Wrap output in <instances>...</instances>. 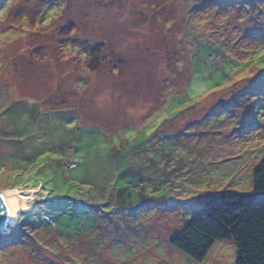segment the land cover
Listing matches in <instances>:
<instances>
[{"label": "rangeland", "instance_id": "374dc122", "mask_svg": "<svg viewBox=\"0 0 264 264\" xmlns=\"http://www.w3.org/2000/svg\"><path fill=\"white\" fill-rule=\"evenodd\" d=\"M263 159L264 0H0V264H235L169 242Z\"/></svg>", "mask_w": 264, "mask_h": 264}, {"label": "trees", "instance_id": "16d2710c", "mask_svg": "<svg viewBox=\"0 0 264 264\" xmlns=\"http://www.w3.org/2000/svg\"><path fill=\"white\" fill-rule=\"evenodd\" d=\"M221 57L220 62L212 63L214 68L223 66ZM65 168L70 170L66 164ZM252 179V195L231 193L209 198L169 245L192 261L202 262L216 240L232 241L237 252L235 264H264V159L254 169ZM27 217L45 232L57 231L50 218L51 225L33 220L32 215L20 221ZM4 242L10 241L6 238Z\"/></svg>", "mask_w": 264, "mask_h": 264}, {"label": "water", "instance_id": "95a60500", "mask_svg": "<svg viewBox=\"0 0 264 264\" xmlns=\"http://www.w3.org/2000/svg\"><path fill=\"white\" fill-rule=\"evenodd\" d=\"M8 226H15V209L9 191L0 192V233Z\"/></svg>", "mask_w": 264, "mask_h": 264}, {"label": "bare ground", "instance_id": "6f19581e", "mask_svg": "<svg viewBox=\"0 0 264 264\" xmlns=\"http://www.w3.org/2000/svg\"><path fill=\"white\" fill-rule=\"evenodd\" d=\"M9 192L13 199V204L15 209V224H16L18 216L21 213H28L33 211V207L28 205L32 201V198L25 196V194L21 190L14 189V190H10ZM9 227L11 226H8L7 229L3 231V233H6Z\"/></svg>", "mask_w": 264, "mask_h": 264}, {"label": "built area", "instance_id": "2783aa9c", "mask_svg": "<svg viewBox=\"0 0 264 264\" xmlns=\"http://www.w3.org/2000/svg\"><path fill=\"white\" fill-rule=\"evenodd\" d=\"M66 167L68 169H73V168H75V164H74V162L71 159L68 158L67 161H66Z\"/></svg>", "mask_w": 264, "mask_h": 264}]
</instances>
